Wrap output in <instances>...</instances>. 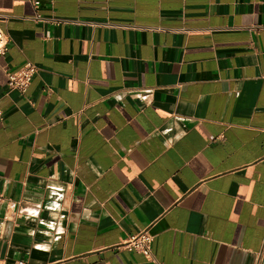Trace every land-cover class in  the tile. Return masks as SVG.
Instances as JSON below:
<instances>
[{
	"label": "crops",
	"instance_id": "0c3cea01",
	"mask_svg": "<svg viewBox=\"0 0 264 264\" xmlns=\"http://www.w3.org/2000/svg\"><path fill=\"white\" fill-rule=\"evenodd\" d=\"M0 26V264H255L264 0H0Z\"/></svg>",
	"mask_w": 264,
	"mask_h": 264
},
{
	"label": "built area",
	"instance_id": "2783aa9c",
	"mask_svg": "<svg viewBox=\"0 0 264 264\" xmlns=\"http://www.w3.org/2000/svg\"><path fill=\"white\" fill-rule=\"evenodd\" d=\"M35 7L40 4V0H29ZM10 37L8 33L0 26V54L4 53L8 49ZM37 71V67L31 61H25L17 68L12 70H6L7 84L10 88H16L20 91H24L34 74ZM140 96L144 95V92L138 93ZM144 97V96H143ZM151 242L152 236L146 231H141L133 235L126 243L125 247L129 250H135L152 259L151 254ZM264 261V237L261 248L255 254V264H262Z\"/></svg>",
	"mask_w": 264,
	"mask_h": 264
}]
</instances>
